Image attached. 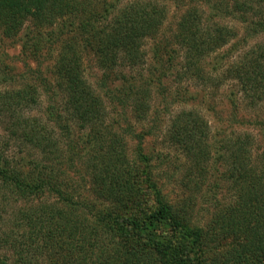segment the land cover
<instances>
[{
	"label": "trees",
	"instance_id": "1",
	"mask_svg": "<svg viewBox=\"0 0 264 264\" xmlns=\"http://www.w3.org/2000/svg\"><path fill=\"white\" fill-rule=\"evenodd\" d=\"M1 36L16 40L23 65L14 71L0 57V129L17 149L0 153V249L13 253L10 264L264 262V163L257 172L241 163L242 144L213 158L195 110L155 119L164 124L156 153L145 148L153 127L128 124L157 114L153 90L163 107L190 104L194 94L171 89L183 80H229L249 106L262 103L264 41L253 40L264 37V0H0ZM226 45L234 54L218 58ZM50 54L46 76L40 60ZM254 120L264 129L263 116ZM226 153L228 178L240 172L234 200L213 196L207 219H196V194L209 199L207 171ZM170 154L182 161L185 187L172 199L154 173L174 163Z\"/></svg>",
	"mask_w": 264,
	"mask_h": 264
},
{
	"label": "rangeland",
	"instance_id": "2",
	"mask_svg": "<svg viewBox=\"0 0 264 264\" xmlns=\"http://www.w3.org/2000/svg\"><path fill=\"white\" fill-rule=\"evenodd\" d=\"M170 9L171 13L169 15L170 19L168 21V25L170 24L169 26L173 27L176 22L178 12L174 10L173 6H170ZM226 23L235 31H238V38L243 37V26L233 20L226 21ZM258 41H264V37H256V41L253 40V43H256ZM228 47L229 46L226 45L224 49L219 51L216 56L219 58L220 56L225 57L234 54L232 53L233 50H230V48ZM242 50L246 49L240 48L238 52ZM18 52L19 45L15 39H7L1 36L0 57L5 62V64H10V66L16 67L17 69L15 68L14 71H18L23 68V65L16 60ZM51 58L53 57H51L50 54L40 60V62L43 63L42 69L46 76L49 74L48 69L52 64ZM229 63L230 62L226 61V58H224L222 60L221 66H227ZM31 66L34 67L35 64L31 63ZM87 69L88 71H90V73H95V69L90 70L89 67ZM214 75L215 74L212 73L210 74V76L212 77H214ZM214 79L215 80H208L206 82H201L194 79L190 81L183 80L178 85V89L177 86L171 87L172 90L187 92L189 96L194 94L193 96H191L192 99L190 100V104L186 105L174 104L163 107V105L165 104L162 103V97L160 96V94H157L155 90H153L151 106L152 111H155L157 114H150V117L147 119V121L140 124H137L131 119H128V124H130V126L133 127L132 130H136V132L142 129H148L151 126L153 127V133H150L151 135L145 138V148L147 153H156L157 150L164 151V147L159 145L161 141L159 130L163 127L164 124L160 123L158 126L155 119H160L163 122L166 121L167 124L169 118L175 112H178L182 109L195 110L199 112L207 122L209 131L208 142L213 146V158H215V154L219 156L220 152L224 150L234 149L238 145L242 144L243 146H246V152L241 163H247L249 165V168H251L253 172H257L263 167L264 163V129H261L259 124H257L254 119L262 116L264 117V101L257 104L255 107H251L246 101H244V99L242 98V94L237 92V86L235 82L227 80L220 83L218 79ZM230 93H233V96H236L235 99L237 107L235 108L231 107V105L227 101ZM41 100L45 103L46 97L44 96ZM155 127H159L158 131L154 129ZM5 141V133L3 129H0V153H3L7 156L16 155L17 149H15L13 145H9L8 147H6V144L4 143ZM126 142L128 145V149L132 151V145H134L135 143L132 139H127ZM11 144H13V142H11ZM214 149L216 150V153H214ZM171 155L172 154H170V156ZM228 155L229 154L226 153L225 156H223L222 161L220 159L222 165H214V167L212 166V168L208 169L206 179L203 183L201 191L204 192V194L207 192L209 195V199H203L201 197V192L196 194V197L198 198L196 200L194 209V217L196 219H200L203 221L207 219V210L208 208H211L209 206L211 202H214L215 200L212 198L213 196H215L216 199L220 198L221 204H227L234 200L235 195L233 186L234 184L239 183L236 181V175L240 174V172L236 173L235 177H233L232 175V178H228V173H230L229 168L233 165L232 159ZM171 160L174 163H171V166L166 167V170H164L166 166V164H164L160 167L158 166L159 168L156 167V169H154V173L157 176L156 178L158 179L159 183L162 185L164 193L172 199L179 196L185 187L182 186L183 174L179 172L180 170H183L180 157L177 156V154H173L171 156ZM153 166H156L154 162ZM231 172L235 173L236 171ZM247 177L248 176L243 177L242 185L245 184ZM73 180V184H77L78 180ZM81 190L84 191L83 194H85L87 187L83 185L81 187ZM147 203L145 208H147ZM145 213L149 214L147 213V210H145ZM176 239L177 237L172 238L171 244L176 243ZM174 254L177 257V259L175 258V256L173 257V260L175 261H178V258L185 259L183 253ZM193 254L194 252L188 253V256L191 257L193 256ZM12 255L13 253H11V251L0 249V258H5L6 264L11 263ZM170 259L172 258L169 257V260L166 262V264H174L170 261ZM175 264L177 263L175 262ZM186 264L197 263L195 260L190 259L186 261ZM260 264H264V262L261 261Z\"/></svg>",
	"mask_w": 264,
	"mask_h": 264
}]
</instances>
